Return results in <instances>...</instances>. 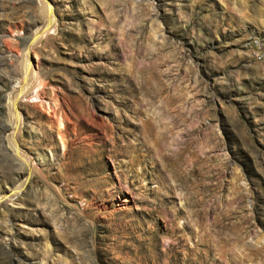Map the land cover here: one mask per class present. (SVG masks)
Segmentation results:
<instances>
[{
	"label": "rangeland",
	"instance_id": "rangeland-1",
	"mask_svg": "<svg viewBox=\"0 0 264 264\" xmlns=\"http://www.w3.org/2000/svg\"><path fill=\"white\" fill-rule=\"evenodd\" d=\"M47 2L0 0V264H264V0Z\"/></svg>",
	"mask_w": 264,
	"mask_h": 264
},
{
	"label": "bare ground",
	"instance_id": "bare-ground-1",
	"mask_svg": "<svg viewBox=\"0 0 264 264\" xmlns=\"http://www.w3.org/2000/svg\"><path fill=\"white\" fill-rule=\"evenodd\" d=\"M42 2L44 3V13H43V31H39L38 32V34H37V36L35 37V39L33 40V41H35L39 36H41L47 29H48V27H50V25L52 24V21H54L53 19V17H54V13H53V7H52V5L50 4V3H48L47 2V0H42ZM40 39V38H39ZM35 44V43H34ZM33 44V45H34ZM27 57L28 56H26V60H27ZM260 59H261V56H258ZM32 70L33 69H31V66L30 65H28L26 68H24L23 69V79H24V84L28 81L29 83H31L30 82V80H31V77H33L32 76ZM33 72H34V70H33ZM34 80V79H33ZM38 80V79H37ZM32 84H33V82H32ZM27 85V84H26ZM36 86V85H35ZM34 86V87H35ZM24 87V86H23ZM29 87V86H28ZM32 89V88H31ZM16 97V96H15ZM38 97V96H37ZM11 113H12V115H13V123H14V125H13V129H12V132H11V134H10V136H9V138H10V140H11V142H12V147H13V150L16 152V155L17 156H19V157H21V154L22 153H20V148H19V146L16 144V142H15V133H16V131H17V129H18V126L21 124L20 123V115H19V112L17 111V107H16V102H15V100L13 99L12 100V103H11ZM22 151V150H21ZM24 154V153H23ZM24 156V155H23ZM28 157V156H27ZM26 157V158H27ZM23 160V159H22ZM27 160V159H26ZM28 162H29V159L27 160V162H26V167H27V169L30 171V165L28 164ZM32 169V168H31ZM22 186V185H21Z\"/></svg>",
	"mask_w": 264,
	"mask_h": 264
},
{
	"label": "built area",
	"instance_id": "built-area-1",
	"mask_svg": "<svg viewBox=\"0 0 264 264\" xmlns=\"http://www.w3.org/2000/svg\"><path fill=\"white\" fill-rule=\"evenodd\" d=\"M258 54V53H257ZM259 56H261L262 57V55L261 54H258ZM263 58V57H262Z\"/></svg>",
	"mask_w": 264,
	"mask_h": 264
}]
</instances>
